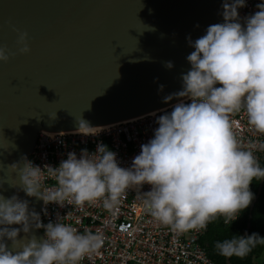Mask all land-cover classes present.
I'll return each instance as SVG.
<instances>
[{"label":"clouds","instance_id":"obj_1","mask_svg":"<svg viewBox=\"0 0 264 264\" xmlns=\"http://www.w3.org/2000/svg\"><path fill=\"white\" fill-rule=\"evenodd\" d=\"M244 6L245 0H224V22L209 25L194 42L189 38L194 51L186 57L191 67L181 75L182 90L165 97L166 103L173 98L179 102L158 116L153 137L141 145L130 168L121 167L116 153L98 143L93 153L84 149L78 158L69 152L58 167L46 165L56 180L46 192L41 187L45 168L23 157L22 167H10L18 171L26 195L60 206L65 201L83 206L102 200L103 207L112 210L127 190L147 184L143 207L175 233L205 229L220 217L231 225L254 199L253 180L264 179V168L251 150L257 145L245 148L230 119L243 110L251 128L264 134V3L242 24L238 9ZM28 51L25 44L21 52ZM8 59L0 48V62ZM165 67L171 69L173 62L166 61ZM102 130L78 120L76 132L96 136ZM33 224L43 227L44 239L33 235L18 240L20 231L28 234ZM104 243L102 232L80 234L67 224H42L39 215L29 211L28 201L0 196V264H79ZM258 243H264V237L257 233L233 235L217 241L215 249L222 257L243 259Z\"/></svg>","mask_w":264,"mask_h":264},{"label":"water","instance_id":"obj_2","mask_svg":"<svg viewBox=\"0 0 264 264\" xmlns=\"http://www.w3.org/2000/svg\"><path fill=\"white\" fill-rule=\"evenodd\" d=\"M223 2L0 0V48L9 57L0 62V196L28 201L38 214L41 199L26 195L10 165L23 166L40 130H75L78 120L111 124L177 101L165 97L182 90L181 75L191 67L186 57L194 51L189 38L194 42L209 25L224 22ZM263 182L240 236L250 228ZM33 235L43 239L34 224L17 239Z\"/></svg>","mask_w":264,"mask_h":264},{"label":"built area","instance_id":"obj_3","mask_svg":"<svg viewBox=\"0 0 264 264\" xmlns=\"http://www.w3.org/2000/svg\"><path fill=\"white\" fill-rule=\"evenodd\" d=\"M264 0H245L240 8V22L254 14L257 5ZM178 100L147 113L108 124L96 136H84L72 131L40 130L27 159L42 170L46 165L58 167L67 159L69 152L79 158L81 151L89 153L97 150V144L103 143L116 153L121 167L130 168L135 156L140 153L141 145L147 143L158 127L156 120L165 110L171 111ZM185 102H190L185 100ZM233 131L245 148H252L262 167L264 164V134H259L247 122L242 110L230 117ZM252 185V183H251ZM250 185V189H251ZM56 186V180L44 169L41 187L47 192ZM150 190L145 184L127 190L120 198L118 206L112 210L103 207V201L85 203L76 206L65 201L62 206L41 199L38 211L42 224L50 221L67 224L77 229L80 234L87 231L102 232L105 237L103 247L96 253L87 255L79 264H217L209 255L201 237L205 229L192 230L186 233H175L170 228L156 222L143 207V192ZM239 217V216H238ZM223 222L224 219L221 217ZM45 237L43 227L39 228Z\"/></svg>","mask_w":264,"mask_h":264},{"label":"trees","instance_id":"obj_4","mask_svg":"<svg viewBox=\"0 0 264 264\" xmlns=\"http://www.w3.org/2000/svg\"><path fill=\"white\" fill-rule=\"evenodd\" d=\"M262 168H264V164L262 165ZM258 182L259 178L254 179L251 185L250 190L254 193V196L257 191ZM248 208L242 211L239 217L232 222L231 225L225 224L221 217L208 223L207 229L201 237V242L205 245L209 255L217 262V264L226 263L225 257H222L217 253L215 243L217 241L231 238L233 235H240L243 232L247 222ZM250 222V228L246 235L257 233L260 237H264V182L261 192L253 206ZM262 249L263 243H258L245 258L240 259L232 257L230 258V261L232 264H255L254 260Z\"/></svg>","mask_w":264,"mask_h":264},{"label":"rangeland","instance_id":"obj_5","mask_svg":"<svg viewBox=\"0 0 264 264\" xmlns=\"http://www.w3.org/2000/svg\"><path fill=\"white\" fill-rule=\"evenodd\" d=\"M255 264H264V243H263V249L259 253V255L255 258Z\"/></svg>","mask_w":264,"mask_h":264},{"label":"bare ground","instance_id":"obj_6","mask_svg":"<svg viewBox=\"0 0 264 264\" xmlns=\"http://www.w3.org/2000/svg\"><path fill=\"white\" fill-rule=\"evenodd\" d=\"M108 124H104V125H95V126H93V127H98V128H104V127H106ZM47 131V130H46ZM67 131H72V132H76V129L75 130H67ZM51 132V131H50Z\"/></svg>","mask_w":264,"mask_h":264}]
</instances>
